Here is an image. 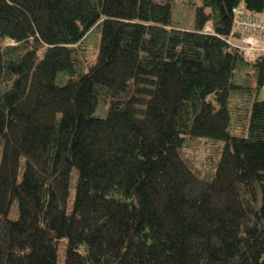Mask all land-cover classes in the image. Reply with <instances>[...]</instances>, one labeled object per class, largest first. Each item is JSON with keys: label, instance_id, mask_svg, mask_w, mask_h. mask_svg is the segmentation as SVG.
Instances as JSON below:
<instances>
[{"label": "trees", "instance_id": "obj_1", "mask_svg": "<svg viewBox=\"0 0 264 264\" xmlns=\"http://www.w3.org/2000/svg\"><path fill=\"white\" fill-rule=\"evenodd\" d=\"M236 6L264 16L0 0V264H264V53Z\"/></svg>", "mask_w": 264, "mask_h": 264}, {"label": "built area", "instance_id": "obj_2", "mask_svg": "<svg viewBox=\"0 0 264 264\" xmlns=\"http://www.w3.org/2000/svg\"><path fill=\"white\" fill-rule=\"evenodd\" d=\"M236 27H240L245 33L240 38L239 47L249 58L264 53V37L260 33L264 31V16L259 21L246 17V11L241 6L233 7ZM208 27V26H207Z\"/></svg>", "mask_w": 264, "mask_h": 264}, {"label": "rangeland", "instance_id": "obj_3", "mask_svg": "<svg viewBox=\"0 0 264 264\" xmlns=\"http://www.w3.org/2000/svg\"><path fill=\"white\" fill-rule=\"evenodd\" d=\"M190 10V9H189ZM190 12V11H189ZM91 38L93 39V41H91V40H89L88 41V43H87V45H88V50H89V52L92 54V52L94 51V45H95V43L96 42H98V40H99V31L96 29V30H94V31H92V33H91ZM6 43H12V41L10 40V39H6L5 40V44ZM242 73H241V75L239 76V78H238V81L239 82H242V83H244L243 82V80H245L247 83L246 84H248V85H251V86H254L255 85V79H254V75H253V71H250V70H245V68L241 71ZM61 74H63V73H58V75H57V80L59 79V76L61 75ZM63 76V75H62ZM62 76H61V78H62ZM67 77L68 76H66V75H64V77L62 78V82H64V81H66L67 80ZM264 96V90L262 89L261 91H260V93L258 94V97L259 98H262ZM106 107H104V108H101L100 109V113L102 114V113H104V109H105ZM97 112H98V110H97ZM240 113V112H239ZM195 145V147L197 148V145L196 144H194ZM198 147H200V148H197L196 150H194V149H191V148H188V150H189V152H191V153H194V157H195V160H196V162L197 163H200L201 162V159H203L204 157V155L206 154V151L204 150L205 148H203L201 145H202V140L201 141H199L198 142ZM208 145L206 144V147H207ZM71 193H73V186H72V188H71ZM64 241V240H63Z\"/></svg>", "mask_w": 264, "mask_h": 264}, {"label": "bare ground", "instance_id": "obj_4", "mask_svg": "<svg viewBox=\"0 0 264 264\" xmlns=\"http://www.w3.org/2000/svg\"><path fill=\"white\" fill-rule=\"evenodd\" d=\"M210 26V25H209Z\"/></svg>", "mask_w": 264, "mask_h": 264}]
</instances>
